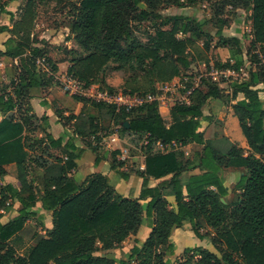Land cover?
Here are the masks:
<instances>
[{"label": "trees", "instance_id": "obj_1", "mask_svg": "<svg viewBox=\"0 0 264 264\" xmlns=\"http://www.w3.org/2000/svg\"><path fill=\"white\" fill-rule=\"evenodd\" d=\"M67 1L72 8V20L66 27L79 47V50H65L70 64L68 73L88 87L98 85L118 92L105 81L104 71L111 63L119 65L118 71L133 62L139 65L141 74L130 76L123 86L122 92L131 95L156 92L158 86L181 77L183 70H190L195 62L210 66L211 58L199 44L206 35L205 23L183 15L164 18L159 14L165 8L193 6L197 0ZM206 2L213 5L218 18L217 48H228L236 54H242V45L239 39L222 37L223 26L228 25L224 17L227 9H231L230 13L237 9L251 12L253 40L247 55L255 68L245 81L232 87V109L249 150L231 141L220 118H206L208 126L204 127V107L208 100L218 99L223 91L214 83L207 86L206 92L200 88L195 90L189 104L177 102L171 110L170 124L160 114L158 103L131 112H118L113 107L75 98L105 112L104 116L120 128L121 137L145 139L147 155L143 162L137 161L130 170L116 158L111 164V170L126 182L132 176L140 177L142 190L137 198L123 196L102 174H93L79 185L72 173L83 150L73 140L67 141L64 157L42 164L44 175L40 186H35L28 180V145L23 136L29 119L23 118L21 124L12 117L5 118L0 122V179L8 174V166L16 165L17 186L24 196L11 184L0 187V210L8 212L6 203L14 199L22 205L14 220L5 222L4 215H0V264H173L169 260L175 256L171 237L174 230L186 225H191V232L198 240L210 239L219 255L201 247L187 248L176 264H264V101L260 97L264 88L256 89L259 85L264 87V64L255 54L257 49L264 52V0ZM143 4L146 9L141 8ZM21 11L12 29L0 26V34L11 35L4 44L3 57L17 60L18 73L10 85L0 83L3 116L15 109L20 111L33 89L53 84L38 71V58L46 57L58 70L34 33L38 0H25ZM158 20H161L160 28L148 45L133 37L134 24H154ZM121 42L127 43L128 48H121ZM12 43L16 45L11 47ZM242 64L243 61H236L214 65L221 69L239 68ZM207 84L210 83L202 85ZM69 120L75 121V132L82 138H89L97 129L93 118L84 113ZM48 139L51 147L62 144L50 136ZM173 144L179 148L196 144L202 151L195 160H185V153ZM160 146L169 148L155 152ZM233 168L245 169L247 173L241 174L236 183L239 196L230 204L227 202L230 191L223 173ZM165 178L169 179L157 187L149 186L150 179ZM169 197H174L176 209L171 208ZM38 205L52 213L53 227L46 235L30 230L33 245L26 254L19 255L12 242L23 233L26 220L36 216ZM145 217L150 234L142 245L137 242L126 260L96 255L122 246L138 232Z\"/></svg>", "mask_w": 264, "mask_h": 264}, {"label": "rangeland", "instance_id": "obj_2", "mask_svg": "<svg viewBox=\"0 0 264 264\" xmlns=\"http://www.w3.org/2000/svg\"><path fill=\"white\" fill-rule=\"evenodd\" d=\"M24 5H25V0H0V26L1 27L7 26L8 29H12L13 22L19 20L21 17V14H22L21 10L23 9ZM141 8L146 9V6L143 4ZM71 10L72 8L70 7L69 1L67 0H38V20L36 22V29L34 32L38 41L47 47L48 43L45 39L47 34H51L50 33L51 30L61 29L62 27L69 26L72 20ZM227 11L231 12V9H227ZM159 14L160 16L164 18L174 16V15L191 16L192 18L197 19L202 23H205L204 30L206 31V35L202 37V39L199 41L200 46H202L203 48L207 50L213 62L218 61V63L220 62V64L230 62L231 64H235L236 59L231 57L230 55H229L230 57L225 58V60L220 59V56L217 54L216 48H214L215 42H216V32H217V29H219V26L216 23L217 17H215L214 7L211 3H207L206 0H197L196 4H194L193 6L185 5L183 7L165 8V9H161L159 11ZM230 14L232 16H235L237 14V11H235V13H230ZM11 16H13V19H11ZM242 18H243L242 22L244 23V29L246 32L249 27L247 14L243 12ZM160 24H161V20H158L154 24L148 23V22H145L142 24H134L132 26L133 37L139 40L140 42H142L143 44L148 45L151 38L155 36L156 30L160 28ZM10 37L11 35L8 33L0 34V60H4L8 62L10 61V58L3 57V54L6 50V47L4 44L5 42H7V40ZM15 45L16 43H12L10 46L14 47ZM120 47L123 49H127L128 44L125 42H121ZM67 48L69 49L68 46L63 44L59 47L54 48L53 50L49 48H45L44 50L48 52L47 56L55 64H57L58 60L67 57L66 51H65ZM252 62L253 61H251L250 59L249 63H252ZM246 64L247 63H243L242 65L245 66ZM213 65L207 66L202 62H195L192 65L190 70H183L180 78L200 77L202 75H207L211 73ZM118 66L119 65L116 63H111L104 71V74L107 77V79H109V83L111 84L110 86H112L113 88H115L117 91L120 92L123 90V86L127 78H129L130 76L141 74V70L139 68V65L136 62L130 63L129 65L125 66V68L121 71H118ZM252 66L248 67V70H247L248 73L255 68V65L253 67ZM58 68L62 72L67 71V69H65L64 67L58 66ZM211 79L213 80V78ZM211 79L205 81L210 84L202 85L200 87V90H203L204 92H206L207 86L213 83ZM214 84H217L220 87H222L223 91L218 99L208 100L206 106L204 107L203 109L204 110V122H203L204 127L206 128L208 126V124L205 122L206 118H210L213 116L220 118L221 126L223 130L225 131V133L227 134V136L231 139V141L234 142V144H236L238 147L243 148L245 151H248L249 147L247 145L246 140H244L245 143L243 144H241V141L239 140L240 139L239 136L244 138L240 128L234 129L233 127H231L229 123H226L229 120V116L231 114V112H229V109L232 108V106L234 105V101L232 99V96H233L232 87L235 85V83H232L227 80L219 79V81H216V83ZM52 87L56 88L58 92L60 91L64 93L59 85L53 83ZM65 95L75 101V98L67 94ZM163 113H165V111H163ZM96 126L97 128H101L108 133L115 132L116 130L115 129L116 126H112L111 124H104L102 126L96 124ZM119 133L121 135L120 129H119ZM122 140L125 142L123 143V146L127 145L128 150L127 152L124 153V156L126 158L121 159L120 162H125L126 170H130L133 164H135L137 161L139 160L141 162L144 161L145 156L147 155L146 150H145L146 141L143 137L139 138V137H127V136L126 137L123 136ZM115 147L116 146H114V148ZM177 148L185 153V160H192V161L195 160V156L202 151V147L196 144H191L186 147H180V148L177 147ZM159 150H160L159 147L155 148V152ZM192 173H196V171H192ZM243 173H247V171L245 169L240 170V169H234V168L224 170L223 177L225 180V184L230 191V195L227 198V202L230 204H234L238 199L239 193H237V191L235 190V185L239 181L240 176ZM34 174H35V177H37L36 172H34ZM113 178L114 177H112V179ZM110 184L113 187L115 185L113 180H110ZM121 187L122 186L119 187L118 189L119 191L120 190L122 191L123 188ZM129 196L135 197L134 195H129ZM173 204L174 203H170L171 207L173 206ZM34 217L26 220V223L23 226V230H24L23 233H21L18 239H15L12 242V244L17 249V252L19 255L26 254L28 249L33 245V242L31 240L32 232H38L42 235H46L47 231L49 230L48 227L50 226V223L47 217L44 216L43 217L44 221L41 222L40 221L41 215L39 214V211H37V214ZM4 221L5 222L10 221L8 217V213L4 216ZM30 230H32V232ZM183 230L184 231L180 234L178 233V235L176 233L177 236L173 238V243L175 244V256L169 258V260H171L173 264H176L177 262L182 260L183 253L180 255H177V254L179 252L185 251V249L187 248L201 247L203 249H208L216 253L217 255H219L217 250L211 244L210 239H207L206 241H200L194 236V234H192L191 225H186L183 228ZM150 231L151 229L149 227V221L146 218L144 222V227L140 229V233H138V235H137V232L136 234H133L126 244L110 252L99 251L96 253V255L107 256L117 261L124 260V259L126 260L127 259L126 252L129 248V245H131L132 243H137V241H139V238L142 240H145L149 236ZM210 234H212V232Z\"/></svg>", "mask_w": 264, "mask_h": 264}, {"label": "crops", "instance_id": "obj_3", "mask_svg": "<svg viewBox=\"0 0 264 264\" xmlns=\"http://www.w3.org/2000/svg\"><path fill=\"white\" fill-rule=\"evenodd\" d=\"M243 12L247 14L249 23V27L246 32L244 29V23L242 22ZM224 18L228 21V25L223 26L221 35L226 39H239L242 45V54H236L235 51L228 48H217V33L219 29H217L216 32V42L214 46V48H216L217 50V54L220 56V59L223 60L231 56L235 58L236 61H243V63H249L247 54L250 50L249 48H251V43L253 40L251 12H247L243 9H237V14L235 16H232L230 12H228L226 13ZM217 22L218 18H216V23ZM50 33L51 34H47L45 38L48 43V46H45L46 48L53 50L54 48L64 44L68 46L70 50H79L77 43L74 41L73 37L70 34L69 28L62 27L61 29L51 30ZM66 59L67 57L58 60L57 66L64 67L68 70L70 64L68 61H66ZM212 64H215V62H213V60L211 59L210 65ZM16 74V68L11 67L6 71L0 83L3 85H10L15 80ZM179 79L180 77L176 78L174 81L177 82ZM105 81L108 86L111 85L109 83V79H107L106 76ZM52 85L53 84H48L42 88L33 89L29 96L24 100L23 108L20 111L15 109L14 111L10 112L7 116H3L0 114V122L3 121L5 118L12 117L14 118L15 122L23 124V118L29 119V122L24 125L25 129L23 134L24 139L26 140L28 145V148L26 149L28 153L26 168L28 172L29 182H31L35 186H40L41 180L44 175V169L42 167V164H51L54 159L58 157H64V152H66L65 146L67 144V141L73 140L75 146L83 150L82 157L76 161L77 169L72 173V176L79 185H83L85 180L93 174H102L107 176L110 180L114 181V187L117 190L120 186H122V191L118 190V192L123 196L127 197L129 195H134L135 197H138L142 190L143 180L140 177L132 176L128 182H125L116 175L115 171L111 170V164L114 158H116L118 161H121V159L126 158L124 156V153L127 152L128 147L127 145L123 146V143L125 142L121 140L120 145H117L114 151L106 148L94 149L96 147H94L90 143L88 138H82L77 135V133L75 132V121L69 120V118L71 116H78L81 113H84L93 118L95 125L98 124L102 126L104 124H111L112 126H116L115 123L111 119L106 118L104 116L105 112L101 111L99 108L91 105L90 103L84 104L76 99L74 101L68 96H66L64 93L60 91L58 92L56 88L52 87ZM263 88L264 87L262 85L256 87V89L260 90H263ZM7 90L8 92H10L9 88ZM182 95V90L174 89L170 93L166 94L163 98V101L160 106V114L168 124L171 123V110ZM260 97L264 101V92L260 93ZM163 111H165V113H163ZM229 112H231V114L229 116V120L226 123H229L234 129L240 128L238 119L234 116L233 109L230 108ZM49 136L55 141L61 140L62 144L59 146L51 147L49 144L50 141L48 139ZM239 138L241 144L245 143V138H242L241 136H239ZM115 152H118L116 153V157L113 155ZM6 169L8 174L2 179H0V187L4 186L5 184H11L15 186L19 192H21L22 196H24L23 192L21 191L22 189L17 186V166L10 165ZM34 172H36L37 177H35ZM112 177L114 178L112 179ZM168 179L169 178H165L162 180L150 179L149 186L155 188ZM168 201L169 203H174L171 208L176 209L174 197H169ZM11 203L12 208L8 211V217L10 220H14L18 217L22 205L18 199L12 200ZM35 210L36 214L37 211H39L41 218H43L44 216L47 217L50 223L48 229H52V213L43 211L40 205H38ZM145 220L146 218L143 220L141 228L144 227ZM140 229L138 230L139 232H137V235L138 233H140ZM183 231V229L174 230L171 240L173 241V238L176 236V233L178 235V233L180 234ZM129 239L127 241H129ZM146 239L142 240L139 238V241L137 242L139 243V245H142L146 241ZM127 241L124 244H126ZM136 244L137 243H132L131 245H129V248L126 252L127 255ZM183 252H179L177 255H180Z\"/></svg>", "mask_w": 264, "mask_h": 264}, {"label": "built area", "instance_id": "obj_4", "mask_svg": "<svg viewBox=\"0 0 264 264\" xmlns=\"http://www.w3.org/2000/svg\"><path fill=\"white\" fill-rule=\"evenodd\" d=\"M255 54L258 56L261 63L264 64V52L261 51V49H257ZM252 65V63H247L245 66L242 65L239 68L221 69L213 65L211 73L207 75L180 78L177 82L173 80L171 83L158 86L156 92L145 95H131L122 91L111 92L107 89L100 88L98 85L88 87L84 82L69 74L68 70L66 72L60 71L59 68L58 70H55L54 65L49 62L46 57L38 58L36 61L38 71L43 73L48 79H51L53 83L59 85L64 94L73 98L85 99L90 103L113 107L118 112L121 110L131 112L132 110L139 109L153 103H158L159 106H161L164 96L174 89L183 91V95L179 98L178 102L189 104V99L192 93L199 89L205 81L213 78V80L211 79L213 83H216L219 79L227 80L235 84L241 83L249 76L247 70L248 67H251ZM11 67H17V60L10 59L9 62L0 60V81L8 68ZM17 77L18 73L16 74L15 80ZM10 94L13 98H15L12 90H10ZM115 129V132L108 133L101 128H97L88 139L94 147L106 148L114 151V146L119 145L122 140L119 133L120 128L116 127ZM173 147L177 148L178 146L173 144ZM159 148L161 150H165L169 147L160 146ZM142 167L144 168V166ZM6 207L10 209L12 208L11 201L6 203ZM7 213L8 212L4 209L0 210V215L5 216Z\"/></svg>", "mask_w": 264, "mask_h": 264}, {"label": "water", "instance_id": "obj_5", "mask_svg": "<svg viewBox=\"0 0 264 264\" xmlns=\"http://www.w3.org/2000/svg\"><path fill=\"white\" fill-rule=\"evenodd\" d=\"M224 202V200H222Z\"/></svg>", "mask_w": 264, "mask_h": 264}, {"label": "bare ground", "instance_id": "obj_6", "mask_svg": "<svg viewBox=\"0 0 264 264\" xmlns=\"http://www.w3.org/2000/svg\"><path fill=\"white\" fill-rule=\"evenodd\" d=\"M177 236V235H176ZM180 240V239H179Z\"/></svg>", "mask_w": 264, "mask_h": 264}]
</instances>
